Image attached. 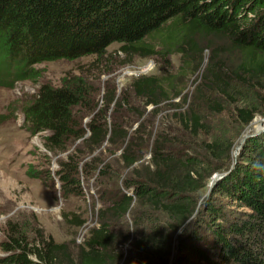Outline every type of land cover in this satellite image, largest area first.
I'll return each mask as SVG.
<instances>
[{"label": "trees", "instance_id": "obj_1", "mask_svg": "<svg viewBox=\"0 0 264 264\" xmlns=\"http://www.w3.org/2000/svg\"><path fill=\"white\" fill-rule=\"evenodd\" d=\"M113 43L120 44V50L129 58H157L166 65L173 55L179 54L180 76L202 74L203 82L199 85L211 96L218 92L227 94L218 85L219 81L224 83V77L229 78L227 60L235 59L238 65L234 75L264 73V0H0L2 86L36 79L33 67L38 64L90 56L103 59ZM220 54L224 55V61L220 60ZM7 79L11 82H5ZM163 79L140 76L132 88L138 97L148 100L147 105L158 106L163 97L169 99L165 84L173 87V80L165 78L168 83H163ZM94 90L86 78L69 76L58 87L41 84L23 107L28 132L44 135L47 153L67 152L91 132L77 147L78 152L58 161L60 170L56 179L64 182L68 195L80 193L78 177L83 172L95 169L99 179V175L104 177L112 168L108 164L100 168V164L86 160L89 154L82 152L81 146H91V151H96L110 133L111 145H115L118 136L124 140L122 158L128 167L138 161L131 156L133 142L117 119L108 127L107 112L115 101L114 96L98 110ZM159 92L161 98H157ZM182 93L180 90L175 96ZM126 94L116 100V114L127 104ZM199 94L201 91L197 89L198 104ZM196 109H199L197 105L189 104L187 113L180 118L186 128L197 134L201 118ZM240 112L246 125L258 113L247 109ZM91 113L93 116L85 128L82 120ZM258 143L252 141L254 155H247L249 162L242 163L215 184L216 191L219 189L237 208L224 210L208 203L204 216L200 217L205 226L199 228L201 236L198 237V232L189 233L184 243L190 255L205 264H264V146L260 149ZM175 152L168 136H159L147 171L146 165L142 169L134 167L126 174L120 173L117 180L100 181L109 190L108 199L98 210L97 227L75 254L66 243L55 241L43 231L31 235L24 223L8 220L1 244L5 252L2 263L118 264L122 256L116 244L114 222L126 217L135 204L159 205L174 222L180 219L181 226L185 225L196 211L189 199L198 173L190 166L198 162ZM206 232L210 238H202ZM137 243L140 254L146 257L158 252V248L152 250V239ZM199 243L208 245L212 255L199 248Z\"/></svg>", "mask_w": 264, "mask_h": 264}, {"label": "rangeland", "instance_id": "obj_2", "mask_svg": "<svg viewBox=\"0 0 264 264\" xmlns=\"http://www.w3.org/2000/svg\"><path fill=\"white\" fill-rule=\"evenodd\" d=\"M120 48V44L113 43L103 59L90 56L75 61L38 64L33 67L36 79L18 81L13 86L0 85V264L5 257L1 244L5 240L4 230L8 220L24 223L31 235L43 231L55 241L66 243L72 253L78 252L91 230L97 227L98 210L108 199L109 190L100 181L117 180L120 173L126 174L134 167L142 169L146 165L147 171L152 161L154 142L159 136H168L175 154L198 162V165L190 166L198 173L189 199L196 211L181 226L180 219L174 222L172 216L159 209V205L146 204L142 207V203L135 204L126 217L114 222L116 244L122 256L118 264H179L182 260L184 264H205L184 248L189 233L198 232V237L201 236L202 229L199 228L205 226L201 222L204 219L200 221V217L204 216L202 213L208 203L224 210L237 208L236 203L219 189L216 191L215 184L242 163L249 162L247 155H254L251 149L253 140L259 141L257 146L260 149L264 146V73L244 76L238 72L234 75L238 65L235 59L227 60L229 78L224 77V83L218 82L227 94L218 92L211 96L199 85L200 81L203 82L202 74L188 78L180 76L179 54L173 55L166 65L157 58H129ZM220 60L224 61L223 54ZM222 72L227 74V70ZM144 75L164 77L163 83H168L165 78L173 80V87L165 84L169 99L163 97L158 106H153L147 105V99L138 97L132 84ZM69 76H81L90 81L95 89L93 98L98 110L104 107V101L114 96L115 101L107 112L108 127L117 119L133 142L131 156L138 159L128 167L122 158L124 140L118 136L115 145H111L110 133L96 151L92 152L91 146H81L82 152L89 154L86 160L94 165L100 164V168L105 164L112 168L104 177L99 175V179L95 169L80 174L78 195L66 194L64 182L56 179L60 170L58 161L66 160L69 153L78 152L77 147L91 132L77 140L67 152L53 155L47 153L43 146L44 135L28 132L23 110L25 102L41 84L58 87ZM5 82L11 81L7 79ZM197 89L201 91L200 104L196 102ZM180 90L182 95L176 97ZM124 93H127V104L116 114L114 104ZM157 98H161L160 92ZM206 102L213 105L208 106ZM189 104L199 108L196 109L201 118L197 134L181 122L180 115L187 113ZM241 109L258 111L250 124H244ZM92 116L93 113L84 116L83 127H88ZM217 175L221 177L217 179ZM206 234L203 233L202 238H210ZM141 239H152V250L158 248L159 253L151 252L150 257L140 254L137 242ZM198 247L212 255L208 245L199 243Z\"/></svg>", "mask_w": 264, "mask_h": 264}, {"label": "water", "instance_id": "obj_3", "mask_svg": "<svg viewBox=\"0 0 264 264\" xmlns=\"http://www.w3.org/2000/svg\"><path fill=\"white\" fill-rule=\"evenodd\" d=\"M216 177H217V179H219L221 176H218V175H217Z\"/></svg>", "mask_w": 264, "mask_h": 264}]
</instances>
